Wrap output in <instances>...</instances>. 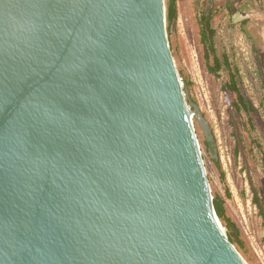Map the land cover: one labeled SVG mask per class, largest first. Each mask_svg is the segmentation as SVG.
Segmentation results:
<instances>
[{
  "label": "water",
  "instance_id": "1",
  "mask_svg": "<svg viewBox=\"0 0 264 264\" xmlns=\"http://www.w3.org/2000/svg\"><path fill=\"white\" fill-rule=\"evenodd\" d=\"M196 114L166 0H0V264H248Z\"/></svg>",
  "mask_w": 264,
  "mask_h": 264
},
{
  "label": "rangeland",
  "instance_id": "2",
  "mask_svg": "<svg viewBox=\"0 0 264 264\" xmlns=\"http://www.w3.org/2000/svg\"><path fill=\"white\" fill-rule=\"evenodd\" d=\"M177 6L168 39L187 100L198 113L193 122L211 194L238 229L244 259L264 264V0H178ZM207 28L213 49L203 37ZM225 57L253 105L248 113L236 110L225 91Z\"/></svg>",
  "mask_w": 264,
  "mask_h": 264
},
{
  "label": "trees",
  "instance_id": "3",
  "mask_svg": "<svg viewBox=\"0 0 264 264\" xmlns=\"http://www.w3.org/2000/svg\"><path fill=\"white\" fill-rule=\"evenodd\" d=\"M178 0H166V17H167V27L168 29L171 28V26L174 24V22L177 19L178 16V6H177ZM206 18H208V15H205ZM213 31L207 30L203 32V37L206 41L210 43V48L213 49V45L211 43ZM213 52V50H212ZM221 62L217 58H214V67L220 68ZM224 65L228 69L229 72V81L226 84L225 91L232 97V105L236 110H244L247 113L250 112L253 109V105L251 102L247 101L245 96L241 93L238 87V76H237V69L233 68L227 61V58H224ZM214 69V68H213ZM211 68V70H213ZM215 70V69H214ZM185 83L188 85L187 80H185ZM262 86L264 90V75L262 76ZM236 95V96H235ZM235 96V98H233ZM254 201L256 204L259 205L257 195L254 194ZM213 205L215 212L221 221L222 225L225 228L226 235L229 239V241L238 248H241V242L239 239V231L236 228L235 224L227 217L226 211L224 208V204L222 200L218 196L213 197ZM262 216H264L263 210Z\"/></svg>",
  "mask_w": 264,
  "mask_h": 264
},
{
  "label": "bare ground",
  "instance_id": "4",
  "mask_svg": "<svg viewBox=\"0 0 264 264\" xmlns=\"http://www.w3.org/2000/svg\"><path fill=\"white\" fill-rule=\"evenodd\" d=\"M195 116H197V114H196ZM193 117H194V116H192V120H193ZM193 123H194V122H193ZM199 146H200V144H199ZM200 151H201V148H200ZM201 155H202V154H201Z\"/></svg>",
  "mask_w": 264,
  "mask_h": 264
}]
</instances>
